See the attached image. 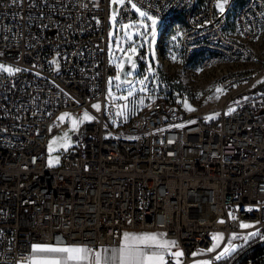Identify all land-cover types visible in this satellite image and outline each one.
<instances>
[{"label":"built area","instance_id":"2783aa9c","mask_svg":"<svg viewBox=\"0 0 264 264\" xmlns=\"http://www.w3.org/2000/svg\"><path fill=\"white\" fill-rule=\"evenodd\" d=\"M131 3L159 17L158 66L147 91L113 103L111 0H0V64L21 69L0 72V264L28 263L36 243L119 247L126 230L162 231L180 264H221L207 251L213 234L224 235L219 252L232 233L264 231V96L229 112L264 75V63L247 67L257 52L264 61V0H228L223 14L217 0H125L119 24L135 21ZM172 36L182 77L208 87L215 119L178 102L192 106L170 76ZM135 60L149 72L144 54ZM85 111L95 119L48 168L49 139ZM254 240L264 245L237 240V251Z\"/></svg>","mask_w":264,"mask_h":264},{"label":"snow or ice","instance_id":"6c2138e0","mask_svg":"<svg viewBox=\"0 0 264 264\" xmlns=\"http://www.w3.org/2000/svg\"><path fill=\"white\" fill-rule=\"evenodd\" d=\"M15 2V0H14ZM113 3L124 5L125 0H113ZM228 0H217V7L219 12L223 14L225 12V6L227 5ZM131 8L134 9L139 16L143 19L138 21L139 25H143L150 29L148 33H141V36L145 39L150 35L152 40L154 41L156 36L157 24L159 21V17L156 15H149L148 12L142 11L140 7H138L135 3H131ZM113 21L115 22L116 14L113 12ZM150 20V25L145 24L144 20ZM122 28H127L128 25H121ZM130 35H135L131 33ZM129 37L126 35L124 37L127 40ZM124 52V49H121ZM137 52L136 46H131L127 50V55L120 57L118 60H115L116 67L118 70V74L115 77L116 81H121V76L119 72L124 71L125 62L130 63L132 68L135 69L136 63L133 58V54ZM175 59V57H173ZM53 64H56L57 69H59V63L57 61H53ZM7 72L8 74H13L15 72L21 71L19 68H13L10 65L0 64V72ZM151 71V69H149ZM131 75V73H127ZM145 77L143 80H140L139 83L141 85L140 91H147L143 85L145 84ZM123 82V81H121ZM109 83L111 84V78L109 79ZM129 83L128 96L133 95L134 87L132 82ZM119 87V85H117ZM217 91H221L220 88H217ZM109 95L111 96V90H109ZM128 96L123 97V99L127 100ZM247 99V98H245ZM140 104L144 103L143 99H140ZM191 110V105H186ZM97 110L100 109L101 105L99 103L93 105ZM118 107H125L124 105H119ZM233 111L229 109V112ZM121 113H118V115ZM70 117L69 113H64L59 117L61 121ZM72 128L74 130H78L79 124L84 121L94 120L95 117L90 115L87 111L83 113L81 118H77L75 116H71ZM127 117H125L126 119ZM115 123V121H113ZM181 125H177L180 127ZM55 142V141H54ZM72 141L65 134L63 138V143L61 147L67 149L71 147ZM49 151H52L51 145L49 146ZM53 158H49V165L53 164ZM55 162H59V157L55 158ZM251 210V209H249ZM233 219H236L233 217ZM223 222V221H222ZM241 228H254L255 225L251 223H240ZM166 234L159 233H129L125 232L123 234V242L117 248L112 249H104L101 248L99 250L91 249L81 245H67V246H59L45 243H36L31 245V255L28 264H169V257L176 259V264H180L179 257L183 256L182 251H173V247L176 245V241L168 240L164 238ZM253 238L264 239V231H260L259 229L249 232L247 234H237L232 233L231 239L227 241L226 246L222 248L219 252L217 249L221 248V244L224 241L223 233H215L213 234V241L215 243L212 244L211 248L207 251L217 253L215 255L216 261L227 260L234 256L237 252V249L240 248V244L235 243V241L239 240L242 243H247L249 240ZM193 255H197V253H193ZM196 264H214L213 260L204 259L199 260Z\"/></svg>","mask_w":264,"mask_h":264},{"label":"rangeland","instance_id":"374dc122","mask_svg":"<svg viewBox=\"0 0 264 264\" xmlns=\"http://www.w3.org/2000/svg\"><path fill=\"white\" fill-rule=\"evenodd\" d=\"M97 1V0H94ZM114 5L113 0H111V12H110V18H109V24H110V29H109V41H108V58L110 61V64L115 67L116 69V75L118 74V70L116 67V63H114L115 60H118L120 57L127 55V50L131 46H136L137 52L133 54V58L135 59L138 55L144 54V58L146 59L148 63V68L151 69L146 74H140L139 71L135 73H131V75L128 76L127 81H116L115 77L116 75H110L109 79L111 78V84L109 83L108 85V91H107V100L111 101L113 103L117 102H124L125 99L123 97L128 96V89H129V81L132 82V85L134 87L133 95L137 94L139 92L143 93L140 91L141 85L139 83L140 80H143L145 77H147V80H145V84L143 87L147 89L149 79L156 70V67L158 66V60H157V55H156V47L157 43L159 41V31L161 28V22L158 21L157 24V29H156V36L154 41L152 40V37L149 35L147 39L143 38L141 36V33H148L150 32V29L147 27H144L143 25H139L138 21L143 19L142 17L139 16V13H137L135 10L136 14V19L133 21L130 25H128L127 28H122L121 24L118 23L117 20V13L116 14V19L115 22L113 21V11H112V6ZM117 6H120V4L116 3ZM142 11H145L141 9ZM217 11L219 12V9L217 7ZM220 13V12H219ZM151 15V14H149ZM145 24L150 25L151 21L145 19L144 20ZM131 33H134L135 35H130ZM128 35V39L125 40L124 37ZM175 36H172L168 39V45L166 49V57L167 59L172 60L171 63V70L170 71V76L171 79H173L179 86L180 89H182L185 93H187V96L191 100L192 103V110L198 113V117L203 119V120H212L215 119L217 115V107L213 104L212 101H210L207 98V90L208 87L203 85V84H197L193 83L191 84L188 83L187 78L182 77V63L177 62L176 60L173 59L175 57L176 59V53L172 49V45L174 44ZM262 42L264 43V39H262ZM121 49H124L125 51L122 52ZM259 50V49H258ZM257 50V51H258ZM259 53L255 54V57L253 60L250 62V64L247 66L249 69L251 68L252 70L259 69L264 61L261 59V57L258 55ZM130 64V63H129ZM126 66V62H125ZM121 72H119L120 75ZM119 85V87H117ZM264 88V75L258 80L257 86L255 90L250 92L249 94H245L243 97H239L234 100L232 104V113H235V110L239 109L241 106L246 104L247 102H254V101H262L263 96H264V91H261ZM109 90H111L112 95H109ZM260 90V91H259ZM259 91V92H257ZM132 95V96H133ZM131 96H128L130 98ZM127 98V99H128ZM247 98V99H245ZM179 103L184 104L185 106L188 105L187 100H178ZM187 107V106H186ZM235 107H238L235 109ZM125 110V107L122 108ZM83 114L79 115V118H81ZM78 118V116H75ZM90 121L84 120L82 123H89ZM74 129L72 128V123H71V128L67 131H62L54 134L50 139L47 144V167L48 168H57L61 166L62 164V157H61V151H71L74 150L77 146L75 141L73 140V134H74ZM65 134L68 135V137L71 139L72 144L71 147H68L67 149L61 147L63 143V138ZM55 141V142H54ZM51 145L52 151H49V146ZM53 158V164L50 166L48 161L49 158ZM59 157V162H55V158ZM126 231H139V230H126ZM125 232V231H124ZM244 244H240V247L243 246ZM176 245L173 247L175 249Z\"/></svg>","mask_w":264,"mask_h":264},{"label":"trees","instance_id":"16d2710c","mask_svg":"<svg viewBox=\"0 0 264 264\" xmlns=\"http://www.w3.org/2000/svg\"><path fill=\"white\" fill-rule=\"evenodd\" d=\"M180 22H182V20H180ZM261 91H264V88ZM256 103L259 105L262 104L261 101H257ZM250 104V102H247L246 104L241 106L238 109L237 113H240L245 108L250 107ZM239 258L241 259V261L238 264H264V245L255 240L249 242L247 245L238 250L236 254L232 256L229 260H226L221 264H235V262Z\"/></svg>","mask_w":264,"mask_h":264},{"label":"water","instance_id":"95a60500","mask_svg":"<svg viewBox=\"0 0 264 264\" xmlns=\"http://www.w3.org/2000/svg\"><path fill=\"white\" fill-rule=\"evenodd\" d=\"M116 7H117L116 4H114V5L112 6V11H113V12H116ZM134 60H135V59H134ZM135 63H136V60H135ZM137 68H138V67H137V64H136L135 69H133V68H132V65L126 62V66L124 67V71L120 73L121 79H122L123 81H127V78H128V76H129L127 73H129V72H130V73H135V72L137 71ZM130 82H131V81H130Z\"/></svg>","mask_w":264,"mask_h":264},{"label":"crops","instance_id":"0c3cea01","mask_svg":"<svg viewBox=\"0 0 264 264\" xmlns=\"http://www.w3.org/2000/svg\"><path fill=\"white\" fill-rule=\"evenodd\" d=\"M125 232H129V233H136V234H142V233H159V234H164L162 231H125ZM123 232V234L125 233ZM123 234H122V242H123ZM164 238L167 239L166 236H164ZM169 240V239H168ZM86 247V246H85ZM90 248V247H88ZM104 249H112V248H117V247H111V246H107V247H103ZM101 248L95 249V250H99ZM173 251H176V247L175 249H172ZM20 264H28V263H20Z\"/></svg>","mask_w":264,"mask_h":264}]
</instances>
